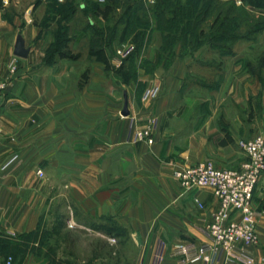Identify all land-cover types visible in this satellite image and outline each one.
<instances>
[{
	"label": "crops",
	"instance_id": "obj_1",
	"mask_svg": "<svg viewBox=\"0 0 264 264\" xmlns=\"http://www.w3.org/2000/svg\"><path fill=\"white\" fill-rule=\"evenodd\" d=\"M47 1L32 0L20 12L21 0H0V80L7 84L0 107V233L32 235L55 224L57 217L66 224L61 212L71 208L77 219L90 217L77 221L86 228L105 218L126 227L139 264H151L159 239L168 248L208 240L203 219L218 207L216 197L208 188H182L172 173L205 160L219 168L239 165L244 155L237 142L252 138L264 125V69L259 74L251 70L256 60L237 49L238 41L232 54L216 63L199 59L207 50L203 47L178 58L177 46L167 69L138 67L135 82L124 84L115 75L114 51L111 57L93 55L91 61L84 54L50 60L59 17L46 12ZM85 1L94 0H79ZM243 6L264 14V9ZM85 33L82 25L70 26L68 42L84 40ZM18 35L29 49L25 58L13 54ZM13 58L16 69L11 72ZM89 63L95 71L84 82ZM207 73L216 80L205 81ZM189 85L203 91L183 93ZM152 87L158 88L156 96L143 99ZM124 91L126 116L121 115ZM258 98L261 118L253 109ZM182 99L193 102L184 106L177 102ZM150 117L157 120L153 141L132 142L134 129ZM254 204L260 215L253 253L259 259L264 257V209ZM162 264L177 262L166 257Z\"/></svg>",
	"mask_w": 264,
	"mask_h": 264
},
{
	"label": "trees",
	"instance_id": "obj_2",
	"mask_svg": "<svg viewBox=\"0 0 264 264\" xmlns=\"http://www.w3.org/2000/svg\"><path fill=\"white\" fill-rule=\"evenodd\" d=\"M104 1L102 3L103 5H100L98 1H85L82 4L76 0H64L62 3H59L57 0H48V5H51L50 8L55 10L49 12L53 13L55 17H59V21H57L59 28L49 49L48 56L50 60H54L56 57L71 56L67 48V42L69 40L67 34L70 29V24L67 23L74 18L76 12H81L80 16L82 19L86 17L88 24L85 29L98 37L103 36L105 34L104 31L110 33V30L115 29L118 25H121L119 29V41L123 40L127 34L132 33V23L135 24L136 22L133 21L135 15L131 12L130 3L127 0H123L122 12L117 14L115 9L119 7L116 4L118 5L120 0ZM240 1L241 4L237 5L234 0H152L149 3H146V0H143V2L141 0L140 9L142 14L138 21L140 20L142 23L139 22L136 24L141 23L143 26L137 27L133 31V42L137 44L141 37L144 38L145 35H152L154 32L159 33L161 36V45L156 52L158 56L157 61L155 63L150 61L154 66H159L163 61V57L166 56L168 66H170L175 59V49L177 46H179L178 58L181 59L192 56L201 47L220 56L230 55L233 52V45L236 41L253 39L254 35H257L264 28V14L262 11L256 16L255 13L248 11L243 6L251 5L262 10L264 9V0ZM70 3H75L78 11L71 6L65 7V4L68 5ZM55 4L59 8H53L52 5ZM90 4L96 6L92 10H89L88 5ZM66 8H70L71 10L67 11ZM86 10L92 13L87 15L85 13ZM239 13L242 15H239ZM246 17H249V19ZM63 21L65 24H62ZM97 21L98 25H95ZM151 24L154 25L153 28L149 26ZM242 24H245L247 27L245 33L241 32V29H243ZM148 29L149 31H147ZM90 54L98 59L102 55V48L99 47L95 51H91ZM131 54L123 60L117 70L124 84H128L135 74V71H133L134 67H131L132 70L129 69L131 62H126L131 57ZM125 63L129 64V66L127 64L125 65ZM131 66H133V63ZM143 67L147 70L146 60L143 61ZM259 204L264 209V203L259 202ZM63 224V221H58L57 217V222L51 226L50 231L43 232L41 236L42 241L45 242L53 234H59V231L63 228ZM90 228L105 235L124 237L125 240L129 238L127 228L111 218L103 219L98 225H90ZM26 236L30 235H21L19 237L23 240ZM12 244L14 242L11 237L0 233V257L12 250ZM10 257L12 258L11 255ZM51 258L53 260L55 259L54 256ZM1 262L0 260V264ZM56 262L68 264L65 261H60V259H57Z\"/></svg>",
	"mask_w": 264,
	"mask_h": 264
},
{
	"label": "rangeland",
	"instance_id": "obj_3",
	"mask_svg": "<svg viewBox=\"0 0 264 264\" xmlns=\"http://www.w3.org/2000/svg\"><path fill=\"white\" fill-rule=\"evenodd\" d=\"M30 1L32 0H21L18 10L20 12L27 10ZM76 1L79 2V0ZM94 1H98L100 5H103L102 3L105 2L104 0H94ZM151 1L152 0H146V3H149ZM127 2L130 3L131 12L133 13V15H135L133 21H135L136 23L141 22L140 20L138 21V19L141 17L142 14V11L140 9V3H142L143 0L142 2L141 0H127ZM52 6L53 8L56 9L59 8V6L56 4ZM70 6L74 7L75 10L78 11V9H76L77 5H75V3L74 4L70 3L68 5L65 4V7H70ZM95 6L96 5L90 4L88 5V8L89 10H92V8H94ZM116 6H118L119 8L115 9V12L117 14H120L122 12L121 9L123 6V0H120L118 5L116 4ZM50 7L51 5L50 4L48 5V1H47V3L45 4L46 12L54 10V9L52 10ZM66 9L67 11L71 10L70 8H66ZM87 10L85 13L87 15H90L92 12ZM77 13L81 14V12H76V14H74V18L70 22L68 23L66 22V23L70 24L71 28H74L75 26H78L79 28L81 25L83 28H86L88 24L86 17H83L82 19V17ZM239 15L242 14L239 13ZM255 15L257 16L259 14H255ZM246 18L249 19V17ZM56 21L59 20L57 19ZM63 23L65 24V22ZM141 23L136 25L132 23V27H133V28L131 27V29H133L131 30L132 33L127 34L125 38L120 41L118 39L120 32L119 29L121 25H118L115 29L110 30V33L109 32L106 33L104 31L105 34L100 37L86 30V33L83 37L84 40L78 39V42H68L67 47L70 50V55H71L70 57L75 55L79 57L80 55L84 54L85 58L91 61V59L92 60L94 59L93 55L90 54L91 51H95L99 47L102 48L103 57H106V54L108 55V57H111L116 46L126 43H133L134 49L131 52L132 54L130 53L131 57L126 61L127 63L129 62H131V64L133 63V66H131L130 64L129 69L132 70L131 67H134L133 71H135L138 67L143 68V61L146 60L147 71L153 72L156 67L153 64H151L150 61L154 62V59L155 62L157 61L156 59L158 56L156 52L157 50H159V46L161 45V36L159 35V33L158 34L152 33V35L149 36L145 35V37L144 38L141 37V39L136 44L135 42H133L132 35H133V31H135L137 27L143 26V24ZM95 25H98V21L97 23H95ZM149 26H152L153 28L154 25L151 24ZM242 28L243 29H241V32L245 33L247 28L245 24H242ZM263 31L264 28H262L257 33V35H254L253 39L251 38L241 39L242 41L238 40V46H237V49L243 51L244 54L247 55L249 60L252 59H254V61L256 60V62L254 64H251L250 67L251 70L257 74L261 72V69H264V36L262 35ZM251 44L252 45L256 44L258 46L254 47L252 50V48H249ZM223 57L224 56H220L208 50L201 52L199 55V59L206 60L211 63H216L217 61H219V59H223ZM162 60L163 61L160 63L159 68H161L160 70H162V68L165 70L169 67L167 63L168 61L167 56L163 57ZM127 63H125V65ZM91 65H92L91 63L85 65V70L83 74L84 82H87L88 78L95 71L94 67H92ZM127 65L129 66V64ZM118 69L119 68L116 69L115 75L117 78H120L119 71H117ZM195 71H197V68L195 69ZM207 77L208 78L205 81L216 80V77L215 75H213V73L211 74V76L210 74L207 73ZM199 80H202V78ZM133 82H135L134 77L130 79L129 83H133ZM110 83L111 80L108 79L105 80L106 85H109ZM201 91L203 90L199 86L189 85L185 88L183 93L190 94V96H193L194 94L197 95L198 92ZM212 92L214 93L215 90H213ZM177 102L180 104L181 103L184 104V106L186 105L188 106V103L191 105L193 100L182 99ZM226 103L229 102L227 101ZM255 103L256 105L254 104L255 107L253 109H255V111L258 113V118L259 117L261 118L260 115L263 109L261 107L260 99L258 98ZM225 106H227V108L233 107L230 104H227ZM261 132H264V125L260 127L259 133ZM254 200L257 201L258 203L259 202L264 203V173L259 178L254 189L253 205L255 206ZM61 213L62 215L66 216L65 217L66 224H64V228H62L59 231V234L57 235L53 234L52 237L47 239L45 242L42 241L41 236L43 235V232L50 231L51 226H47V228L39 227L37 232H35L30 236H26V238L23 240H21L20 237H14L12 235L6 234L9 237H12L14 244H12L13 248L9 253L7 252L5 255H2V257H0L1 258L0 260L2 261L1 264L2 263L6 264L7 258L10 257V255L12 256V258L9 264H60L56 262L57 259H60V261H65L68 264H139L138 248L130 242L129 238L125 240L124 237L105 235L104 233H101L99 231L91 232V229L81 226L77 222L81 220L86 221L90 217L87 216L88 217L87 219H85V217L77 219L75 217L74 211L72 212L71 208H68L67 211ZM43 219L44 218L42 217V221ZM69 220H72L74 222L73 226L67 225V222ZM52 256L55 257L54 260L51 258Z\"/></svg>",
	"mask_w": 264,
	"mask_h": 264
},
{
	"label": "built area",
	"instance_id": "obj_4",
	"mask_svg": "<svg viewBox=\"0 0 264 264\" xmlns=\"http://www.w3.org/2000/svg\"><path fill=\"white\" fill-rule=\"evenodd\" d=\"M133 43L116 46L113 64L119 67L133 51ZM11 72L16 69L15 58L9 63ZM6 82L0 80V107ZM157 87L147 89L143 99L153 98ZM157 125L155 117L132 132V142L153 141L152 133ZM237 146L244 158L236 167L219 168L212 161L205 160L173 170V177L184 189L203 187L211 190L218 201V207L205 221L203 230L208 240L203 242L181 241L168 248L166 242L159 239L156 243L151 264H162L166 257L174 258L177 264H264V257L257 259L253 247L258 243L256 232L260 211L253 205L255 186L264 173V132L255 134L250 139H241ZM37 174L42 176L41 170ZM199 209L203 203L194 198ZM74 222L69 220L68 226ZM11 257L7 258L9 264Z\"/></svg>",
	"mask_w": 264,
	"mask_h": 264
},
{
	"label": "water",
	"instance_id": "obj_5",
	"mask_svg": "<svg viewBox=\"0 0 264 264\" xmlns=\"http://www.w3.org/2000/svg\"><path fill=\"white\" fill-rule=\"evenodd\" d=\"M29 49L24 46V40L21 37V35H18L15 39L14 48H13V54L17 57L25 58L28 54ZM127 93L126 91L123 92V109L121 111V115L126 116L129 114L128 108H127Z\"/></svg>",
	"mask_w": 264,
	"mask_h": 264
}]
</instances>
